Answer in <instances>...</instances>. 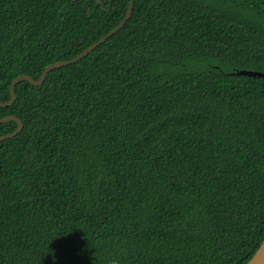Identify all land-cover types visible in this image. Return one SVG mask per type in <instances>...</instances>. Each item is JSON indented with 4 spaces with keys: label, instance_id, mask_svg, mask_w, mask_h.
Returning <instances> with one entry per match:
<instances>
[{
    "label": "trees",
    "instance_id": "1",
    "mask_svg": "<svg viewBox=\"0 0 264 264\" xmlns=\"http://www.w3.org/2000/svg\"><path fill=\"white\" fill-rule=\"evenodd\" d=\"M100 1V2H99ZM129 0H0V102ZM264 0H135L0 119V264H246L264 240ZM15 121L0 123V136Z\"/></svg>",
    "mask_w": 264,
    "mask_h": 264
},
{
    "label": "water",
    "instance_id": "2",
    "mask_svg": "<svg viewBox=\"0 0 264 264\" xmlns=\"http://www.w3.org/2000/svg\"><path fill=\"white\" fill-rule=\"evenodd\" d=\"M134 1L135 0H129V3H128V6H127V9H126V12H125L123 19L113 30H111L103 38H101L100 40H98L97 42L92 44L90 47L85 49L82 53H80L75 58H73L71 60L56 62V63L48 65L44 69V71L42 72V74L40 75L38 80H34L33 78H31L30 76H27V75H19L18 77H16L10 85L11 97H10L9 101L0 102V108L9 107V106H12L14 104L15 99H16L14 88L19 82L26 81L32 86H40L44 82V80H45V78H46V76L50 70L60 68V67H63V66H66V65H69V64H72V63L79 61L81 58H83L88 53L93 51L100 44L104 43L108 38H110L111 36L116 34L125 25V23L129 20V18L131 17ZM233 74L248 76V77L264 78V73L259 72V71H253V70L242 69V70H237V71L233 72ZM9 121H15L17 123V127L12 133L5 135V136H0V141L14 137L15 135H17L21 131V129L23 127L22 122L18 118H16L15 116L11 115V116H7V117L0 119V123H6ZM246 264H264V240L262 241V243L260 244V246L258 247L256 252L253 254L251 259Z\"/></svg>",
    "mask_w": 264,
    "mask_h": 264
}]
</instances>
